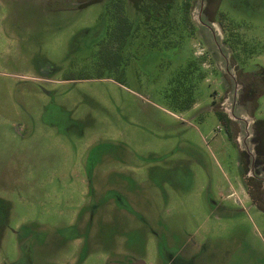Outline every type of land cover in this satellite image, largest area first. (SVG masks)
<instances>
[{"label":"rangeland","instance_id":"rangeland-1","mask_svg":"<svg viewBox=\"0 0 264 264\" xmlns=\"http://www.w3.org/2000/svg\"><path fill=\"white\" fill-rule=\"evenodd\" d=\"M118 1L0 0V264H264V0Z\"/></svg>","mask_w":264,"mask_h":264},{"label":"flooded vegetation","instance_id":"flooded-vegetation-1","mask_svg":"<svg viewBox=\"0 0 264 264\" xmlns=\"http://www.w3.org/2000/svg\"><path fill=\"white\" fill-rule=\"evenodd\" d=\"M107 0H80V2H78V0H71V4L73 7H76V8H82V7H85V6H88L90 4H93V3H98V2H101V3H104V11L103 13L101 14V17H106L107 19V24H106V27L107 29L103 30L104 33H103V36L102 37H105L107 32H108V25H109V15L107 13H104L106 12L107 10V3H106ZM128 1V0H127ZM132 8L134 9L135 13L134 14H129L128 16H130V19L128 18L127 15H125L124 17L127 19V24L128 26H130V30L129 31H120V29H115V34L119 37V34H122L121 37H123V39H127L128 37H133V33H134V28H136L137 24L139 21H145V22H148V19H149V15L148 14H145V16L143 15L144 13L141 12V9L139 7V5L137 4H131ZM103 15V16H102ZM121 17V16H120ZM123 17V16H122ZM118 26V25H117ZM116 26V27H117ZM134 41V40H133ZM226 115V113H224ZM219 117V116H218ZM228 121H227V124L228 125H225L224 123H222V126L226 132V134H230L231 133V128H230V123H231V120L228 118V116L226 115ZM241 176V180L239 181V186H241L244 190V192H246V185H245V181H247L248 179H250V177H248L246 180H245V177L244 175H240ZM248 200L251 202L252 205H256L255 202H253V195H252V192L250 190H248ZM258 206L260 209L264 210V208L261 206V205H256Z\"/></svg>","mask_w":264,"mask_h":264},{"label":"trees","instance_id":"trees-1","mask_svg":"<svg viewBox=\"0 0 264 264\" xmlns=\"http://www.w3.org/2000/svg\"><path fill=\"white\" fill-rule=\"evenodd\" d=\"M123 4H124V2H123V0H119L117 3H116V5H117V7H118V11H119V13H120V9H122V6H123ZM107 10H108V8H107ZM107 10H106V12H104V13H107ZM120 23H122V22H125L126 24H125V28L124 27H122L121 25H119V26H117V29L119 28V29H124L125 31H129L130 30V26H128V24H127V19L124 17V15H122L121 13H120ZM123 16V17H122ZM218 116H219V119H220V121L222 122V123H224L225 125H228L227 124V121H228V119H227V117H226V115L224 114V113H221V112H218Z\"/></svg>","mask_w":264,"mask_h":264},{"label":"water","instance_id":"water-1","mask_svg":"<svg viewBox=\"0 0 264 264\" xmlns=\"http://www.w3.org/2000/svg\"><path fill=\"white\" fill-rule=\"evenodd\" d=\"M135 264H146L144 261L140 260V261H137Z\"/></svg>","mask_w":264,"mask_h":264}]
</instances>
